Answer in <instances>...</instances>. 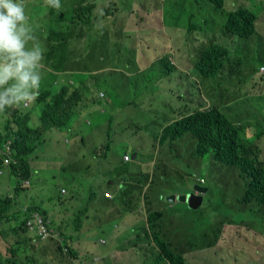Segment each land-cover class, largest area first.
<instances>
[{"label": "rangeland", "instance_id": "1", "mask_svg": "<svg viewBox=\"0 0 264 264\" xmlns=\"http://www.w3.org/2000/svg\"><path fill=\"white\" fill-rule=\"evenodd\" d=\"M82 1V7L92 5L90 3H93L95 9L92 15L89 16V19L79 20V23H72L74 9ZM106 1L61 0L62 8L57 10L46 6L44 0H25L26 14L29 17V22L36 38L35 42L40 45L44 52L42 66L49 68V70L41 68V75L43 76L40 86L41 90L57 88L58 84L68 77L67 73L64 72L65 67L61 53L52 52L56 44L53 40L54 33H59L61 37L70 36L76 39V48H79V46L86 43V37L82 36V33L88 32L87 39L90 48H92L93 44L97 41L96 33L105 27L103 22L96 20L95 17L100 16L104 10L111 8V4H103ZM199 1H202L199 5L191 2L185 7L190 12H201L203 7L208 6L210 0ZM245 5H243V8H245ZM145 6L146 8H150V4L148 3ZM247 7L248 14L257 17L253 19L257 34L255 37L252 36L250 40L240 39L236 52L231 53L232 59L238 65H235L233 74L222 78L224 79L222 84L224 88L226 85H231L236 91L241 89L242 93L231 92L229 107L233 114L230 115L225 112L230 120H235L236 115L238 117L242 116L243 108L246 105L253 109L254 107L258 108L260 110L258 112L264 117V83L261 81L260 85V75L258 74L261 65H264V2L262 4H249ZM115 8L119 12L125 10L122 4H119V0ZM172 9L175 11L176 6H173ZM123 23L122 20L119 22L120 29H123ZM34 24L38 28H35ZM144 31L149 32L147 29H144ZM149 38L152 39L154 37L149 36ZM155 38L160 40L163 36ZM105 39L106 48H108V42L119 44V38L115 34L110 35L107 33ZM187 39L190 41L193 38L187 36ZM60 44L63 45L61 48L62 53H67L71 48L70 43L62 38ZM185 45V38L182 37L178 46L183 48ZM79 54L80 57L77 59L79 63H73V66L77 68L76 73L86 75L88 73V67L86 70H84V67L88 64V51L82 49ZM145 56L146 53L144 54ZM162 61L163 59L157 60L144 72L142 77H146L149 74H157L156 71H158V66ZM113 66L112 62H110L109 67ZM53 70L57 73L52 74L51 72ZM130 73H133L132 70L127 69V71L115 73L112 79H140V76L130 75ZM123 74H126L128 78L124 77ZM148 77L151 78L152 76L149 75ZM89 79H98L100 83H104V79H109V77L106 71L101 70L95 76L90 74ZM172 79L179 78L174 77ZM118 96L120 99L122 98L121 95ZM48 97L58 99L60 98V93H55L52 90L47 94L46 99ZM144 104H147L150 108L131 107L129 110L147 113L151 109L156 112V108L162 105V99L160 97L156 98L154 108L151 107L148 101ZM20 109L25 110L27 108ZM40 111L41 108L36 102L30 105L32 123L37 121ZM9 117V114H0V130L4 133L8 128L7 120ZM148 118L153 117L149 116ZM77 122L78 127L76 128H79V119H77ZM253 123L255 130L264 131V124L262 122L255 119ZM76 128H72L71 131H56L53 139H48L44 150H39L34 158L33 166L37 170V174L31 179L32 184L30 188L26 191L18 192L17 197L20 204L30 207H40L48 212L47 222L52 225L49 230V235L44 240L34 239L32 242H27L26 238L31 236V231L27 233L21 232L18 236H13L7 229H1V232H3L0 237L1 258H4V263L8 264L7 261L11 259L12 254L16 250L25 247L28 251L20 254L21 258L18 262L21 264L27 260L29 261L26 264H126V261H133L134 264H153V258H149L145 262L143 260L147 254V250H144L138 255L134 253V242L142 246L145 243L143 238H133L131 229L126 227L121 228L122 230L103 228L115 211H117V214L125 211L121 204H113L114 202H112L111 211L104 213L95 201H88L93 186L101 190L102 193L106 190L114 191L113 188L107 186H115L116 184L113 180L110 181L109 179V173L110 170L112 172L113 166L132 171L130 168L134 169L136 163L121 162L120 153L126 152V149L117 148L115 150L111 147L112 144L106 139L103 140L101 137L99 138L102 140V143H105L107 147L109 146V154L107 157H92L90 151L92 148L87 146V141L83 143L80 138L78 139ZM129 132L138 137L147 136L140 130H137L135 125L130 126ZM117 135L120 136L119 133ZM257 143L259 148L264 149L262 141ZM117 144H120L122 147L125 146V142L123 141H119ZM159 152L160 159L163 162L157 159L154 148H144L139 157L140 163H138L139 166L136 174L137 177H140V175H151L154 171L161 174L164 185V197L162 200L149 199V205L152 208L167 210L168 216H173L174 221H180L182 219L181 212L184 209V203L177 200L178 198L174 201L168 199L184 195L188 190V185L192 189L193 185L197 183L198 178L204 177L207 180L204 187H209L210 190L204 196V203L200 211L203 216L208 217V225L210 218L215 213H223L224 216L234 219L235 222L239 218H243L245 224L256 220L263 223L264 227V209L257 206H240L237 203V199L241 196L239 194L240 186L237 175L226 172L220 167H216L212 162L210 154L202 161L195 160L188 154L189 144L187 142H184L181 151L170 150L168 143H165V147ZM124 159L126 158L124 157ZM81 160L84 161L79 166L89 165L83 172H79L76 167L68 168L66 172H61L62 167ZM255 161L258 163L259 159L255 157ZM176 168H179V170L177 173H174ZM77 172H79V177L77 176ZM224 172L230 175L229 182ZM102 174L106 176V179L103 180ZM73 177L74 181L72 180ZM3 180H11L12 183L7 184L10 187L17 184L16 178H9L7 175L0 177V181ZM9 191L11 192L12 189L9 188ZM76 191L78 192L77 196L74 195ZM144 191L148 192V185L144 188ZM0 194L7 196L5 192H1V187ZM136 202L137 207L132 212L135 215L129 214L127 220L135 219V226L137 228H145L144 220L146 219L145 213L148 208L147 201L138 200ZM240 207H243V210H239ZM77 224L79 228H77ZM191 228L192 223L189 221L188 224L177 225L175 232H178L179 236L185 241H189L194 238ZM188 233L192 236H189ZM60 234H63V236L61 237ZM231 235L233 238L229 240V243H223L221 247L232 246L239 256L241 264H255L249 262L253 255L259 264L262 263V259L264 258V232L248 231L243 225L240 230L232 228ZM64 239L67 245L74 250V254L70 253L62 245ZM125 240L127 241L126 243H124ZM255 240L258 241V245H256ZM129 243H131V246L127 247ZM60 246L62 247V251L59 248ZM257 248L259 251H256ZM216 252V248L208 249L203 256L208 259H214ZM26 255H28L29 259H25Z\"/></svg>", "mask_w": 264, "mask_h": 264}, {"label": "trees", "instance_id": "2", "mask_svg": "<svg viewBox=\"0 0 264 264\" xmlns=\"http://www.w3.org/2000/svg\"><path fill=\"white\" fill-rule=\"evenodd\" d=\"M211 1L227 14V22L226 25L222 26L220 31L211 30L208 32L211 34V38L215 39V42H212L207 49L203 50L204 52L201 55L200 61L205 64H211L215 72L224 73L225 76H228L233 74L235 65H238L232 59L231 53L236 52L240 39L250 40L252 36L255 37L257 34L253 22V19L257 17L248 14V10L243 7H237L226 12L224 7L225 0ZM82 5L83 1L75 7L72 23H79V20L89 19V16L92 15L95 9L94 4L84 7ZM54 34L53 40L58 45L57 49L62 53L61 48L63 45L60 44L61 38L68 42L72 37H61L59 33ZM85 35H87V32L82 33V36ZM89 56L91 54H88ZM167 65L169 67L167 73L170 74L173 72V67L169 62ZM87 67L89 72L86 75L79 74V79H89L90 74L95 76L101 71L93 66L91 57L89 64L84 67V70ZM263 67L264 65H261L260 69ZM259 72V82L261 85V81L264 83V72L260 70ZM106 73L110 79L112 76L109 72ZM66 83L61 82L60 86L51 90L39 89L36 104L40 106L41 111L35 123H32L30 110L13 108L6 113L10 115L7 120L8 128L5 130V133L0 130V177L4 175H7L9 178L14 177L17 179V184L10 187L7 184L12 183L11 180L0 181L1 192H5L7 195L3 196L0 194V223H2L0 224V237L3 234L1 229H7L13 236H18L21 232L27 233L29 230L25 228V225L31 218V214L35 211L48 219V212L46 210L40 207H30L20 204L17 196L18 192L26 191L30 188L32 184L31 179L37 174V170L33 166L36 153L41 149L44 150L48 139H53L56 131H71L75 121L77 122V119L83 116L87 100L80 97L82 89L78 88V91L69 83L67 85ZM52 90L55 93H60V98L54 99L53 97H48L46 99L47 94ZM233 93H236V91ZM215 105L212 104L210 107H205V109H196L189 116H185L181 120L165 127L161 134V141L168 143L170 150H176L180 143L187 142L195 160L202 161L210 154L212 162L216 167H220L232 174H238L240 182L244 186V195H241L237 203L240 206H257L264 209V149L259 148L257 143L262 141V144H264V131L255 130L254 123L252 126H249L248 123L232 122L225 114V110ZM7 147L11 148L12 153L9 164L4 163L5 156H3V151ZM90 151L92 157H99L96 155L98 153L94 149ZM109 151L110 149L106 146L101 151L103 152L101 153V157H107ZM255 157L259 159L258 163L255 161ZM160 162H163V160L161 161L160 159ZM196 163L198 164V162ZM72 167L73 163L62 167L61 172H66L68 168ZM178 170L179 168H176L174 173H177ZM226 172L224 173L228 177L229 182L230 175ZM111 178L117 184L115 186H107L113 188L119 196L117 195L113 198L102 195V199L104 202L108 201L107 203L114 202L113 204H121L125 211H121L119 214L115 211L113 216L117 218L110 219L107 223L115 220L117 225L114 229H118L120 226L128 227L131 229L133 238H143L145 245L142 246L134 242L133 248L136 255L147 250V254L143 258L144 262L149 258H153V264H220V262L221 264H241L239 256L232 246L217 247L218 242L222 241V244L229 243V240L233 238L231 229L237 228L240 230L243 225L248 231L264 232L263 223L261 222L253 220L249 224H245L243 218H239L235 222L234 219L224 216L223 213H215L210 218L208 225V217L203 216L200 211L203 204L193 210L184 202V209L181 212L182 219L174 221L173 216H168L167 210L152 208L149 205L150 197L148 196H146L147 199L145 200L148 204V210L145 213V228L139 229L128 226L123 221L128 219L129 214L135 215L132 212L135 211L137 207L136 201L140 200V195L143 193L144 188L149 185L154 189L158 184L163 183V179L157 171L152 172L151 175H140V177H137L133 173L131 179L124 186L118 184V175L116 173H113ZM200 179H205L204 185L207 183L206 178ZM72 180L74 181V177ZM197 183L202 185L199 181ZM9 188L12 189L11 192ZM190 188L187 190L188 193L193 192V187L192 189ZM207 188L209 191L210 188ZM187 192L185 193L187 194ZM159 195L163 198V191H159L156 194V196ZM205 195H203V203ZM102 210L105 211L104 213H108L110 208L109 206H105ZM127 221L135 223V220L131 221L129 219ZM189 221L192 223L191 232H193L194 238L185 241L179 236L178 232H175V227L181 224H188ZM48 226L50 230L52 225L49 223ZM77 228H79L78 224ZM103 228L105 229L106 225ZM109 228L112 227L109 226ZM188 235L192 236L190 233ZM60 236L62 237L63 234H60ZM34 239H38L36 234L34 237L28 236L26 241L32 242ZM39 240L41 239L39 238ZM255 243L258 245L257 240H255ZM62 245L70 253L74 254V250L67 245L65 239ZM59 248L62 251V247L60 246ZM214 248L217 250L214 254L216 259H208L203 256L208 249ZM26 251L28 250L25 247L16 250L12 254L11 259L7 261L8 264H21L18 262L21 258L20 254ZM256 251H259V249L257 248ZM1 255L0 252V264H5L4 258L2 259ZM25 259H29L28 255H26ZM28 261L22 262V264H26ZM249 262L259 264L254 255ZM126 264H134V262L126 261ZM261 264H264V258Z\"/></svg>", "mask_w": 264, "mask_h": 264}, {"label": "crops", "instance_id": "3", "mask_svg": "<svg viewBox=\"0 0 264 264\" xmlns=\"http://www.w3.org/2000/svg\"><path fill=\"white\" fill-rule=\"evenodd\" d=\"M225 1L226 12L237 7H243L245 4V8L248 9L247 5L249 4H262L264 2V0ZM191 2L199 5L202 1L119 0V4H122L125 9L119 12L115 8L118 0H107L103 4H111V8L104 10L100 16L95 17L96 20L103 22L105 27L96 33L97 41L92 48L88 43L87 35H85L86 43L79 46V48H76L77 40L70 39L68 43H70L71 48L67 53L62 54L57 49V44L53 47L52 52L61 53L65 67L64 72L68 76L61 82H67L77 90L81 88L82 95L80 97L87 100L83 116L79 118V128H76L78 122L75 121L73 124L78 139L80 138L83 143L87 141V146L92 150L94 149L99 157L103 153L101 151L106 147L99 137L103 140L106 139L112 144L113 149H126V152L120 153L121 162L136 163L134 169L130 168L133 172L129 169L121 170L120 167L116 168L115 166H113L112 172L110 170V181L112 179L111 175L116 173L118 184L122 186L128 183L133 173L137 174L138 163H140L139 157L144 148H154L157 159H160L159 151L165 147V143L161 141V134L165 127L185 116H189L196 109H205V107H210L212 104L221 107L227 114H233L229 107V101H231V92L236 91L235 88L231 85H226L224 88L222 85L224 79L222 78L225 74L215 72L211 64L200 61L203 50L207 49L212 42H215V39L211 38V34L208 32L211 30L220 31L222 26L226 25L227 14L211 0L208 2V6L203 7L201 12H190L185 6ZM147 3L150 4V8H146L145 4ZM173 6H176L175 11L172 9ZM121 20L124 22L123 29L119 28ZM34 27L38 28L35 24ZM144 29L149 32L147 33ZM107 33L110 35L115 34L119 38V44L108 42V48H106L105 40L107 38L105 39V37ZM149 36L154 38L150 39ZM160 36H163L160 40L155 38ZM187 36L193 39L189 41ZM182 37L185 38L186 45L180 48L178 43ZM82 49L91 54L90 57L94 67L109 72L112 77L104 79V83H100L98 79H79L80 73H76L77 68L73 66V63H79L77 59H79V53ZM145 53L146 56L144 57ZM90 57H88V64ZM159 59H163V61L158 66L157 74H149L152 76L151 78L148 77L149 75L142 77L144 72ZM110 62L114 65L113 67H109ZM168 62H174V65H172L173 72L170 74L167 73ZM42 68L49 70L48 67L42 66ZM127 69L132 70L133 73H130V75H138L140 79H112L115 73L127 71ZM51 73L57 72L53 70ZM258 74L260 75V72ZM123 76L128 78L126 74H123ZM174 77L179 79H172ZM236 93L242 94L241 89L237 90ZM118 95H121L123 101ZM157 97L162 99V105L156 108V112L151 109L147 113L129 110L131 107L150 108V106L144 104L146 101L154 108ZM26 108L27 111L30 106ZM254 109L246 105L243 108V115L240 117L236 115L235 120L231 121L234 123H248L249 126H252L253 121L256 119L264 124V117L258 112L260 110L255 107ZM149 116L153 118H148ZM81 121L82 123H80ZM131 125H135L137 130L147 136H134L129 132ZM119 141L125 142V146L122 147L117 144ZM182 145H184V142L180 143L176 150L181 151ZM188 154L193 158L190 150ZM124 157L127 158L124 159ZM81 162L83 161L73 162V167H76L79 172H83L89 166L81 167L79 166ZM79 172H77L78 177ZM85 174L87 175V173ZM102 178L104 180L106 176L102 174ZM113 181L115 182V180ZM189 187L191 186L188 185L187 188L189 189ZM91 189L92 193L88 201H95L101 210L103 207L109 206L110 210L108 212H110L112 204L107 203L108 201L104 202L102 195L108 193L111 197L113 195L115 197L119 194L112 190H106L102 193L95 186ZM163 190V183L158 184L154 189L148 185V192L143 191L140 195V201L146 200V196L150 199L162 200V194L159 196H156V194ZM74 195L77 196L78 192L76 191ZM239 210H243V207H240ZM77 218L79 219V217ZM115 218L117 217L111 216L108 220ZM123 223L136 227L135 223L127 220H124ZM116 225L117 222L112 220L106 224V228L111 226L114 229ZM121 228H124V226H120L118 229ZM31 233V237L36 234L34 231ZM126 240L124 243L127 242ZM221 244L222 241L218 242L216 246L220 247ZM130 246L131 243L127 247Z\"/></svg>", "mask_w": 264, "mask_h": 264}, {"label": "clouds", "instance_id": "4", "mask_svg": "<svg viewBox=\"0 0 264 264\" xmlns=\"http://www.w3.org/2000/svg\"><path fill=\"white\" fill-rule=\"evenodd\" d=\"M44 3L57 10L62 8L61 0H44ZM35 39L25 0H0V114L13 108L28 107L38 98L44 52ZM170 64L174 65V62ZM260 71L264 72V68ZM8 148L3 151L5 164L11 162V148L7 151ZM237 177L239 194L244 195V186L238 174ZM198 181L201 186L205 183V179L198 178Z\"/></svg>", "mask_w": 264, "mask_h": 264}, {"label": "built area", "instance_id": "5", "mask_svg": "<svg viewBox=\"0 0 264 264\" xmlns=\"http://www.w3.org/2000/svg\"><path fill=\"white\" fill-rule=\"evenodd\" d=\"M7 151H9V148ZM5 162L9 163V159H6ZM105 196L111 197V195L108 193H105ZM48 225L49 223L47 222V219L41 213L34 212L32 217L26 223V229L29 231H34L38 239L40 238L41 240H44L49 235Z\"/></svg>", "mask_w": 264, "mask_h": 264}, {"label": "water", "instance_id": "6", "mask_svg": "<svg viewBox=\"0 0 264 264\" xmlns=\"http://www.w3.org/2000/svg\"><path fill=\"white\" fill-rule=\"evenodd\" d=\"M208 192V188L201 186V185H194L193 192L184 194L182 196L169 198L168 200H179L181 202H186L188 207L195 210L198 208L201 204H203V198L201 195H205ZM174 203V202H173Z\"/></svg>", "mask_w": 264, "mask_h": 264}]
</instances>
